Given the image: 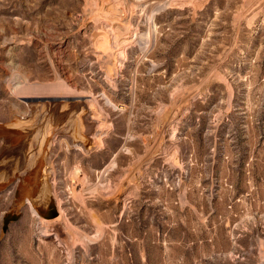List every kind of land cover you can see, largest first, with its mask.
<instances>
[{
    "label": "rangeland",
    "instance_id": "rangeland-1",
    "mask_svg": "<svg viewBox=\"0 0 264 264\" xmlns=\"http://www.w3.org/2000/svg\"><path fill=\"white\" fill-rule=\"evenodd\" d=\"M150 1L0 0V120L72 95L99 127L44 158L68 225L3 226L0 190V264H264V0Z\"/></svg>",
    "mask_w": 264,
    "mask_h": 264
},
{
    "label": "water",
    "instance_id": "water-1",
    "mask_svg": "<svg viewBox=\"0 0 264 264\" xmlns=\"http://www.w3.org/2000/svg\"><path fill=\"white\" fill-rule=\"evenodd\" d=\"M20 99L25 109L0 120V187L5 184L12 192L10 205L3 214V226L17 220L27 203L37 216L57 214L48 194L46 167L41 158L55 136L65 134L71 141L84 144L93 127V122L82 119L87 110L84 96Z\"/></svg>",
    "mask_w": 264,
    "mask_h": 264
},
{
    "label": "bare ground",
    "instance_id": "bare-ground-1",
    "mask_svg": "<svg viewBox=\"0 0 264 264\" xmlns=\"http://www.w3.org/2000/svg\"><path fill=\"white\" fill-rule=\"evenodd\" d=\"M140 1V0H139ZM141 1H146V0H141ZM158 1H150L148 4H147V6H153L155 3H157ZM164 3V2H163ZM156 5V4H155ZM161 5V4H160ZM152 10V9H151ZM155 9H153L152 11H154ZM157 10V9H156ZM153 16H154V14H153ZM149 18V17H148ZM153 19V18H152ZM149 20V19H148ZM125 36V35H124ZM124 36H122V37H124ZM118 37V36H117ZM114 39V38H113ZM112 39V40H113ZM132 39V38H131ZM130 39V40H131ZM134 40V39H133ZM129 41V38H127V36H125L123 39H120V37L119 38H116V36H115V39L112 41V42H110V44H111V46H110V49L109 50H107V51H104V53H103V57H104V60L106 61V62H109V60L111 59V58H113V57H115V55L117 54V53H119V54H121V52H123V50H125V47L127 46V42ZM140 41V40H139ZM141 43H145V42H141ZM147 46V45H146ZM119 49H121V50H119ZM115 50H118L117 52L115 51ZM146 50H147V48H146ZM114 52H116V53H114ZM41 96V95H40ZM42 96H72V95H42ZM78 120H80V119H78ZM98 130H99V127L97 126V127H94L93 128V130H91L90 131V133H89V136H88V140H87V142L86 143H84V144H81V143H79V144H81V145H84V146H89V145H92V144H94V142H95V140H94V138H95V136H97V134H98ZM63 136H67V135H65V134H62ZM54 138H56V136L54 137ZM53 138V139H54ZM53 139H51L50 141H49V146H50V144H51V141L53 140ZM77 143V142H76ZM77 146H79L78 144H76ZM49 150V149H48ZM48 152V151H47ZM46 152V153H47ZM46 153L43 155V157L41 158V161H42V163H43V165H45V161H44V158H45V155H46ZM112 160V159H111ZM15 171V170H14ZM44 173V172H43ZM44 175L45 176H47L46 175V170H45V173H44ZM47 183V182H46ZM5 188V184L4 185H2L1 187H0V190H2V189H4ZM49 194V193H48ZM28 204V203H27ZM28 206L30 207V209H31V211L33 212V213H35V211L33 210V208H31V206L28 204ZM58 208V207H57ZM57 208H56V210H57ZM60 212L59 211H57V216H53V217H40V223H41V228H40V230H41V232L42 233H45L46 232V225L48 224V223H51V222H53V223H58L59 225H61V224H67L68 223V220H65V218H63L62 216H60V214H59ZM52 223V224H53ZM68 225V224H67ZM54 233V232H53ZM55 235H57L56 233H54ZM57 238V237H56Z\"/></svg>",
    "mask_w": 264,
    "mask_h": 264
}]
</instances>
